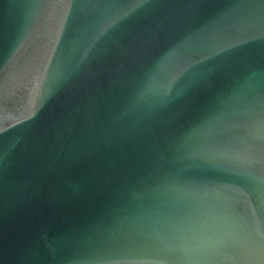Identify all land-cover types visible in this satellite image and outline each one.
Wrapping results in <instances>:
<instances>
[{
    "label": "water",
    "instance_id": "obj_1",
    "mask_svg": "<svg viewBox=\"0 0 264 264\" xmlns=\"http://www.w3.org/2000/svg\"><path fill=\"white\" fill-rule=\"evenodd\" d=\"M0 264H264V0H0Z\"/></svg>",
    "mask_w": 264,
    "mask_h": 264
}]
</instances>
